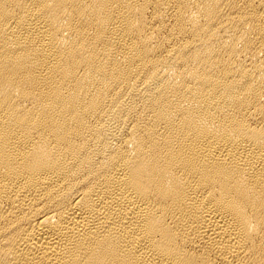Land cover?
Returning <instances> with one entry per match:
<instances>
[{
	"label": "bare ground",
	"instance_id": "1",
	"mask_svg": "<svg viewBox=\"0 0 264 264\" xmlns=\"http://www.w3.org/2000/svg\"><path fill=\"white\" fill-rule=\"evenodd\" d=\"M0 264H264V0H0Z\"/></svg>",
	"mask_w": 264,
	"mask_h": 264
}]
</instances>
